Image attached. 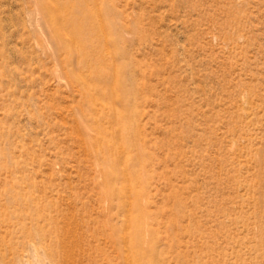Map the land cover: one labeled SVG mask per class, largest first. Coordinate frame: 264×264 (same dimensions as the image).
<instances>
[{"label": "rangeland", "instance_id": "1", "mask_svg": "<svg viewBox=\"0 0 264 264\" xmlns=\"http://www.w3.org/2000/svg\"><path fill=\"white\" fill-rule=\"evenodd\" d=\"M40 204L131 213L154 264H264V0H0V222Z\"/></svg>", "mask_w": 264, "mask_h": 264}, {"label": "bare ground", "instance_id": "2", "mask_svg": "<svg viewBox=\"0 0 264 264\" xmlns=\"http://www.w3.org/2000/svg\"><path fill=\"white\" fill-rule=\"evenodd\" d=\"M92 83L83 81L85 94L96 90ZM102 197L107 199L105 194ZM53 206L47 218L49 228L38 220L45 217L43 204L33 207L35 228L23 221L0 222V264H154L150 253L141 248L137 220L131 213L123 222L112 214L113 204L104 206L95 217L87 209L81 213L76 207L69 217L70 212L62 206Z\"/></svg>", "mask_w": 264, "mask_h": 264}]
</instances>
